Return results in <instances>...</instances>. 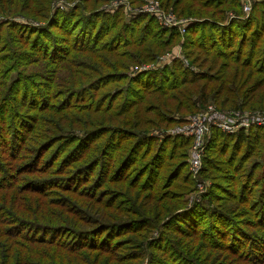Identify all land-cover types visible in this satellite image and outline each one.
<instances>
[{"label": "trees", "instance_id": "16d2710c", "mask_svg": "<svg viewBox=\"0 0 264 264\" xmlns=\"http://www.w3.org/2000/svg\"><path fill=\"white\" fill-rule=\"evenodd\" d=\"M49 1L0 0V264H218L215 251L264 264V238L240 224L249 213L264 231V127L212 130L199 172L211 186L190 207L191 139L148 131L208 101L264 110V0L247 16L240 0H158L196 19L183 35L145 13L127 21L120 9L93 8L104 0H79L40 25L11 19L44 17ZM180 41L185 62L128 74ZM84 52L104 69L68 67ZM39 60L51 77L33 69ZM60 68L69 78L55 89ZM63 192L100 218L63 224Z\"/></svg>", "mask_w": 264, "mask_h": 264}, {"label": "built area", "instance_id": "2783aa9c", "mask_svg": "<svg viewBox=\"0 0 264 264\" xmlns=\"http://www.w3.org/2000/svg\"><path fill=\"white\" fill-rule=\"evenodd\" d=\"M254 1L255 0H240L241 12L243 16L248 15ZM108 5H110L111 10L118 7H126L129 17L141 13L150 15L158 22L159 25L166 28L176 29L181 35L185 33L190 20H192L178 18L172 11L163 9L157 0H148L141 3L138 7H131L126 0H108ZM109 10L110 9L107 11ZM178 47L181 48L180 45H178ZM169 52H167L168 54L166 53V57L162 55L152 63H141L129 74L136 75L139 72L162 68L165 66V62H167L165 60L178 58L185 62L183 55H180L179 53L170 54ZM255 126L264 127V112H247L241 109L218 110L214 105L207 103L197 112L184 117L183 122L173 128L161 131H152L150 134L158 135L160 138L169 135H182L190 138V152L187 162L191 173L197 176L201 170L202 158L213 129H218L228 134H234L238 131H247L250 127ZM199 185L201 187L203 186L201 183ZM200 190H202V188H200Z\"/></svg>", "mask_w": 264, "mask_h": 264}, {"label": "rangeland", "instance_id": "374dc122", "mask_svg": "<svg viewBox=\"0 0 264 264\" xmlns=\"http://www.w3.org/2000/svg\"><path fill=\"white\" fill-rule=\"evenodd\" d=\"M126 1H127V3L131 7H138V6H140V5L133 6L132 4H130L129 0H126ZM146 1H148V0H143L142 3L146 2ZM75 4H78L79 6H82L83 5V3L81 1H79V0H50L49 3H48V9L44 12V17H33V18H37V19H31L30 20V19H26L25 17L22 18L21 15H23V13H24V15H26V14H25V12H21V13H19L21 15L11 16V19L17 21L19 24H27V25H33V26L34 25H37V24L40 25V24L44 23L47 20V18L50 15L54 14L57 10L68 11V10L72 9ZM93 8H97L99 10H106V11L108 9L111 10L110 5H108V0H104V2H101V4L99 2V4L96 5V6H93ZM119 9L122 11V14H123L124 19L128 21V19H129V13H128V10L126 9V7H118L116 9H113L111 11L109 10L107 12H109V14H113L116 11H118ZM169 11H171V10H169ZM3 16H5V15H1L0 14V21H1V17H3ZM209 16H210L209 14H206V15L201 16V17H209ZM226 17H228V13H227ZM178 18H185L187 20L192 19V20H190V22L196 20L195 18H192V17H178ZM59 35H64V33H59ZM181 42L182 41H180L179 43L176 42L172 46V49L169 50L171 52H169V51H167V52H169L170 54H172V53L173 54L179 53L180 55H183V45H182ZM178 45H180L181 48H179ZM167 52L161 54L160 56L164 55V57H166L167 54H168ZM77 54H78V56L75 57L77 59V61L75 62V64L74 65L69 64L68 67L69 66H73V67H75L77 70H79L81 72L82 71L83 72H87V69L85 68V65L91 66L92 68H99V69L102 68V69H104V67L101 66V64H99V62H97L94 59L90 58L89 55H91V54H89L88 52L77 53ZM160 56L159 55L156 56L155 57V60L158 57H160ZM175 59L165 60V61H167V62H165V66L171 65L173 63V61H175ZM107 60H108V62L114 61V60L109 59V58H107ZM141 63L142 64H145V63L139 62V61H135V62L130 63L128 65V69H127L128 74L131 71H133V69L136 66L140 65ZM33 65H34L33 66V69H34L35 66H38L36 72H40V74H46L49 77H51V72L53 71V66L51 64H48L47 61H45V60H39L38 62H35ZM102 71H105V70H102ZM90 75H94V73L93 74H90ZM57 77H62V78H65V79L69 78L67 76V70L66 69H63V68L58 69L57 72H56V74H55V78L56 79H57ZM75 77H76V79H79L80 83H83L84 81H86V79L82 78L81 75H79V76L75 75ZM56 79H55V82L53 80H52L53 82H50L51 85L52 84L53 85H56V86H53V88H55V89L59 87L57 85V82H58V84L61 83V81H59L58 79L56 81ZM41 87L44 88V89H46V86H41ZM74 87H76V86H74ZM53 88H50L49 90L52 92ZM208 104L214 105L218 110L234 109L233 107L223 106V105H220V106H223L224 109L218 108L216 106L217 103L216 102H213V101H208ZM225 107H227V108H225ZM241 110L247 111V112L248 111H260L258 109H252L251 110V109H248V108L247 109L244 108V109H241ZM261 112H264V110H261ZM174 115H176L175 117L178 116L177 114H174ZM145 117L150 118V119H153L154 116H153V114L151 112H147V113H145ZM51 118L53 119V116H51ZM176 125H178V124H176ZM176 125H174V126H176ZM174 126H172V127H160V126L159 127H152V126H150L151 128L149 127L150 129H148V131H150V133H151L152 131L154 132V131H161V130L170 129V128H173ZM75 128H76V125L73 127V129H75ZM189 152L190 151H189V147H188L187 148V158L189 157ZM188 168H189V171H190L189 165H188ZM51 169H53V167H48V171H52ZM55 170H56V168H55ZM239 171L242 172V169L238 170V172ZM57 174L60 175L61 172H58L57 171L56 173L50 174V175L46 173V174H42V176H51V175H57ZM191 176L194 178L193 185H194V188L195 189L191 185L190 188H191L192 191L189 190L190 192L185 197V199H186V206L187 207L192 206V204L196 201L195 198L196 197H199V194L201 195L207 188H209L211 186L210 185L211 182L209 180H207V179H204L206 181L204 183L200 182L201 184H203L202 187L199 185L200 184L199 181L201 179L200 176H199V173L197 174V176H195L193 173H191ZM111 183H112L111 184L112 186H116V185H113L114 182H111ZM200 188H202V190H200ZM52 191H58V190L57 189H53ZM200 191H202V192L199 193ZM54 193H57V192H54ZM63 194L65 196L64 199H63V203L65 201H67V198H68L67 204L65 205V212L63 214H61V218L65 219L64 221H67V222H64L63 224H69L68 222H76V224H74V225H71L70 224V225L73 226V227H84L86 224L89 225V222L95 221L96 219L100 218V216L94 210H92L88 206L83 205V204H80L78 202L77 203L81 206V208L75 207L76 210H74V206L70 202H71V199L73 201H75V202L77 200L73 196H71L68 192H63ZM52 196L55 199H59L58 197H60V195H58V194H52ZM242 205H244V204L242 203ZM239 209H242V206H239ZM77 219H79V220H77ZM240 221H241L240 224L242 225L241 227H242V229H243L244 232H247L248 231V232L251 233V235L253 233V234H255V235L259 236V237H263L264 238V231L261 228L260 229H256V228H259L260 226L259 225H256L255 221H253V218L250 216L249 213H247L245 216H243L240 219ZM217 253H220L222 255L220 257H217L216 256L217 258L214 260L215 262H212V263H218V264L219 263H224V264H239L237 262H234V260H232V256H230V257L224 256V255H227V254L224 253V252H221V251H215L214 252L215 255H217ZM143 262H144V260H143ZM63 264H73V262L71 261L70 258H67L66 261Z\"/></svg>", "mask_w": 264, "mask_h": 264}]
</instances>
